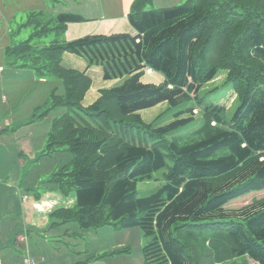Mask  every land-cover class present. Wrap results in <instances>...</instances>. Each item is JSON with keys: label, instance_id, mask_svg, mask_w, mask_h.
Here are the masks:
<instances>
[{"label": "trees", "instance_id": "trees-1", "mask_svg": "<svg viewBox=\"0 0 264 264\" xmlns=\"http://www.w3.org/2000/svg\"><path fill=\"white\" fill-rule=\"evenodd\" d=\"M149 1L131 3L127 19L134 35H87L42 47L25 41L5 51L64 88L50 95L53 106L66 111L53 119L44 152L66 147L72 155L51 184L75 190L76 207L53 216L82 230L140 228L150 240L142 250L144 264H264V197L227 207L264 191V0H188L146 11ZM86 21L43 11L28 20L34 38ZM65 53L120 84L100 89L83 105L92 81L62 65ZM146 70L162 80L144 82ZM222 72L239 102L229 123L224 107L205 105L199 96ZM163 102L193 106L165 126L145 123L140 111ZM194 109L201 126L169 140L195 121ZM182 114L188 118L179 119ZM167 159L166 184L137 197V184L167 167Z\"/></svg>", "mask_w": 264, "mask_h": 264}, {"label": "rangeland", "instance_id": "rangeland-1", "mask_svg": "<svg viewBox=\"0 0 264 264\" xmlns=\"http://www.w3.org/2000/svg\"><path fill=\"white\" fill-rule=\"evenodd\" d=\"M46 5H53L50 0ZM188 0H150L146 11L156 8H171ZM109 7L110 9L107 11ZM53 16L60 13L97 16L99 22H83L87 29L97 32L108 16L122 14L121 0H60L53 9ZM32 7L25 0H0V245L3 264H20V249H13L15 236L30 235L34 248L47 246V253L54 256L56 264H144L143 247L150 240L138 227L121 229L103 226L82 230L76 222H62L53 216L59 209L73 210L76 207L75 190L62 192L51 184L53 174L70 164L72 155L66 147L50 154L45 153L48 134L54 118L65 113L63 106H53L50 95L63 94L61 81L53 76H40L31 68L30 62L16 59L6 49H12L25 41L33 46H45L54 41H66L67 32L58 34L48 31L34 38V26L28 22ZM45 12V7L42 10ZM46 13V12H45ZM82 15V14H81ZM103 16V17H101ZM104 19V20H103ZM105 28V27H102ZM101 28V29H102ZM103 31V29H102ZM67 63V62H66ZM205 85L199 92L205 105L214 104L225 108L224 117L230 122L239 102L235 101L231 86L223 80L225 74ZM95 82V77H93ZM144 82L159 83L162 76L146 70ZM118 80L115 85L120 84ZM90 90V89H89ZM185 102L172 107L163 102L140 111L143 121L154 127H162L176 120L183 109L192 107ZM197 112V113H196ZM196 113V114H195ZM195 121L188 123L174 137L190 135L202 124L199 109H194ZM188 118L182 114L179 119ZM167 167L154 172L151 179L137 184V197L155 193L166 184ZM264 197V191L252 193L228 204L229 209H239L253 200ZM37 223H45L43 228ZM28 234V235H27ZM25 237H22V240ZM26 239V238H25ZM42 242V243H41ZM11 245V246H10ZM14 255V256H12ZM9 256H12L10 258ZM48 264V263H47ZM51 264V263H50ZM247 264H257L251 260Z\"/></svg>", "mask_w": 264, "mask_h": 264}, {"label": "crops", "instance_id": "crops-1", "mask_svg": "<svg viewBox=\"0 0 264 264\" xmlns=\"http://www.w3.org/2000/svg\"><path fill=\"white\" fill-rule=\"evenodd\" d=\"M25 1L28 6L32 7L31 9L32 12H30V14L33 12L34 13L39 12V10H42V6H43L45 7V10H46L45 12L49 13L50 15L57 13L56 9L55 8L53 9V7L56 3L60 2V0H50V2L53 5H51L49 8V6L46 5L45 1H41L42 3H40V0H25ZM121 1L124 3L122 14L119 16H116V15L108 16L105 20L103 19L104 21H102V25H101V28L105 27V28H102L103 31L100 28L97 32H92L91 30L86 28V26L88 25H85L84 23L68 24L66 26L67 35H71V34L73 35L68 36L66 41H71V40L81 38L87 35H95V34L128 33V34L134 35V30L130 26L128 19H127V14L129 12V9H130V6L133 0H121ZM109 9L110 8L107 7V9L105 10L108 11ZM79 15L87 21L95 20L96 22H99L98 19H101V18H97V16L96 17L95 16L86 17L84 12L80 13ZM62 65L67 69H73V70H77L80 72H84L88 77H90L92 81L91 88L86 93L84 97V101L82 103L85 106L92 103L94 100L97 99V97L99 96L100 89L109 88L115 85L114 83L117 82V80L104 81L102 79V71L100 67L88 68L87 63L83 58L77 57L69 53L63 54ZM93 77H95V82H93L94 80ZM44 224L45 223H41V224L37 223V227L43 228ZM14 237H15V241H14L15 243L12 244L13 246L10 248H13V249L17 248L22 251L20 254L21 255L20 264H22V259H23V256L25 255H28L34 258L37 261V264H47V263L56 264L59 262V261L54 260V256H50L47 253L46 251L47 246L40 245V247L34 248L30 235L24 236L18 233L16 236L14 234ZM22 237H25L26 239L24 238L22 240ZM0 245H2L1 242H0ZM2 254L3 253H1V249H0V264H3L2 259H1ZM12 256H9V257L12 258Z\"/></svg>", "mask_w": 264, "mask_h": 264}, {"label": "built area", "instance_id": "built-area-1", "mask_svg": "<svg viewBox=\"0 0 264 264\" xmlns=\"http://www.w3.org/2000/svg\"><path fill=\"white\" fill-rule=\"evenodd\" d=\"M23 264H37V261L34 258L26 255L23 258Z\"/></svg>", "mask_w": 264, "mask_h": 264}]
</instances>
